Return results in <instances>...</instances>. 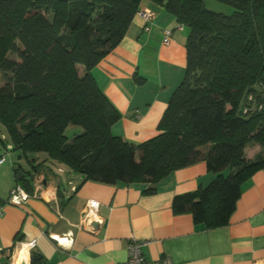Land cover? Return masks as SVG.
<instances>
[{"label":"trees","instance_id":"trees-1","mask_svg":"<svg viewBox=\"0 0 264 264\" xmlns=\"http://www.w3.org/2000/svg\"><path fill=\"white\" fill-rule=\"evenodd\" d=\"M142 1L0 0V124L24 158L44 153L83 182L148 183L145 194L204 161L215 178L175 196L172 210L207 230L226 226L241 185L264 171V156L244 157L250 143L264 152V0H215L233 7L230 15L203 0H148L188 30L186 67L158 134L132 145L112 134L121 115L91 71L123 39ZM73 125L82 133L69 141ZM33 172L14 168L27 194ZM30 264L45 262L31 251Z\"/></svg>","mask_w":264,"mask_h":264},{"label":"crops","instance_id":"crops-1","mask_svg":"<svg viewBox=\"0 0 264 264\" xmlns=\"http://www.w3.org/2000/svg\"><path fill=\"white\" fill-rule=\"evenodd\" d=\"M203 1L206 6L209 0ZM146 9L153 13L152 21L146 24L135 15L120 43L91 71L121 115L112 134L132 145L158 134L186 67L188 30L180 29L162 7L143 0L139 10ZM163 30L172 31L167 45L162 44ZM78 73L83 75V67L78 66ZM81 133L78 129L69 141ZM258 156H264L259 145L245 147L247 161ZM31 157L27 167L19 166L26 172L37 166L32 194L22 206L7 203L16 185L15 166L0 167V264H30L31 251L45 264H118L128 258L131 240L145 243L142 252L150 262L168 258L172 264H264V171L241 185L229 223L207 230L190 213L172 210L175 196L215 178L204 161L173 171L156 184L154 194H145L148 183L83 182V176L44 153ZM91 200L98 207L90 228H84L82 218ZM64 238L72 242L60 240ZM31 241L35 247L29 250Z\"/></svg>","mask_w":264,"mask_h":264},{"label":"built area","instance_id":"built-area-1","mask_svg":"<svg viewBox=\"0 0 264 264\" xmlns=\"http://www.w3.org/2000/svg\"><path fill=\"white\" fill-rule=\"evenodd\" d=\"M136 15H138L141 19H143L146 22V24H149L154 17L153 13L148 9L139 11L136 13ZM178 27L180 29L182 28L181 26ZM144 30L148 31L149 25H146ZM171 35H172L171 30H163L162 44L167 45L169 43V39ZM9 150H11V147L7 146V148H5V152L0 153V167H2V165L8 161ZM28 199H29V194H27L26 191L20 185L16 184L9 192L7 203L14 206H22L24 203L27 202ZM97 207H98V203L96 201H92V200L88 201L87 210L82 218V226L84 228H90V224L95 217ZM0 209H1V205H0ZM60 240L66 242H72L71 240L65 238ZM56 242L59 244L57 240ZM144 246H145L144 242L131 240L127 245L128 258L124 262L118 264H172L168 258H164L162 260L154 261V262L147 261L142 252ZM26 247H28L29 250H32L35 247V241L29 242L26 245ZM7 252H9V250H7ZM20 264H25V263L21 262Z\"/></svg>","mask_w":264,"mask_h":264},{"label":"rangeland","instance_id":"rangeland-1","mask_svg":"<svg viewBox=\"0 0 264 264\" xmlns=\"http://www.w3.org/2000/svg\"><path fill=\"white\" fill-rule=\"evenodd\" d=\"M206 8L209 11H212L214 13H220V14H224V15H230L234 10L233 7H231L228 4L219 2V1H215V0H209L208 4L206 5ZM8 57L10 59H15L14 55L9 54ZM6 82V77L0 73V87H2ZM78 129H80L77 126H69L66 130V136L67 138L72 137L73 133L75 131H77ZM0 140H2L1 142L5 145V147L7 148V146L9 145V138L8 135L6 133L5 128L0 124ZM0 142V153H4L5 152V147L1 144ZM250 144H254V143H250ZM249 145V144H248ZM8 161L2 165V168H5L8 165H14L15 167L21 166V167H27V159L30 160L29 158H32V155H28L27 158H24L23 156H21V154L17 151H13V150H9L8 151ZM257 159V157L249 162H253Z\"/></svg>","mask_w":264,"mask_h":264}]
</instances>
